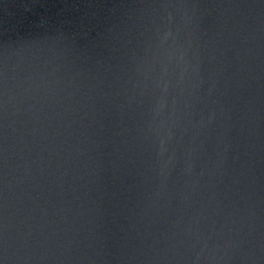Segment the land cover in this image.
<instances>
[{"label": "water", "instance_id": "water-1", "mask_svg": "<svg viewBox=\"0 0 264 264\" xmlns=\"http://www.w3.org/2000/svg\"><path fill=\"white\" fill-rule=\"evenodd\" d=\"M0 264H264V0H0Z\"/></svg>", "mask_w": 264, "mask_h": 264}]
</instances>
